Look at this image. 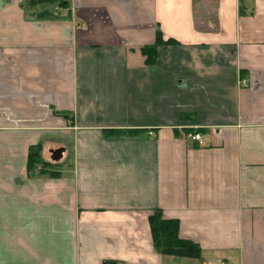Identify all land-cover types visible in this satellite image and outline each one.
I'll use <instances>...</instances> for the list:
<instances>
[{
  "label": "crops",
  "instance_id": "obj_1",
  "mask_svg": "<svg viewBox=\"0 0 264 264\" xmlns=\"http://www.w3.org/2000/svg\"><path fill=\"white\" fill-rule=\"evenodd\" d=\"M65 1L0 0V264H264V0Z\"/></svg>",
  "mask_w": 264,
  "mask_h": 264
},
{
  "label": "trees",
  "instance_id": "obj_2",
  "mask_svg": "<svg viewBox=\"0 0 264 264\" xmlns=\"http://www.w3.org/2000/svg\"><path fill=\"white\" fill-rule=\"evenodd\" d=\"M240 1L242 2V0ZM25 2L30 6L56 3L62 8H69V3L65 0H25ZM46 14L41 13L39 16H44ZM170 43H173V40L167 39L166 41H164L162 38V34L158 29H156L154 43L150 45H144L140 48V53L144 57V63L147 65L155 63L157 59V48L166 46ZM59 113L62 114V112ZM137 132L139 131H107V133L109 134L119 135L135 134ZM39 149V145L29 147L27 154V169H31L35 164L41 163L39 158ZM42 165L44 167H53V165L44 162H42ZM147 220L151 234L152 245L156 252L161 255H170L175 257H188L194 259L201 258V251L198 245L189 240H184L179 237V225L176 219L163 218L161 210L157 208L151 211V213L148 215Z\"/></svg>",
  "mask_w": 264,
  "mask_h": 264
},
{
  "label": "built area",
  "instance_id": "obj_3",
  "mask_svg": "<svg viewBox=\"0 0 264 264\" xmlns=\"http://www.w3.org/2000/svg\"><path fill=\"white\" fill-rule=\"evenodd\" d=\"M241 84L244 87L246 86V83L244 81H242ZM188 138H190V140H192V141L198 142L199 144L201 143V136L198 133H194V134L188 135Z\"/></svg>",
  "mask_w": 264,
  "mask_h": 264
}]
</instances>
